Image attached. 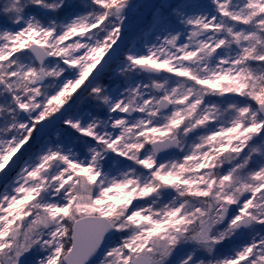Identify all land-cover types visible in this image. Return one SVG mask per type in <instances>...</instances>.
I'll return each instance as SVG.
<instances>
[{
	"label": "snow or ice",
	"instance_id": "snow-or-ice-1",
	"mask_svg": "<svg viewBox=\"0 0 264 264\" xmlns=\"http://www.w3.org/2000/svg\"><path fill=\"white\" fill-rule=\"evenodd\" d=\"M0 264H264V0H0Z\"/></svg>",
	"mask_w": 264,
	"mask_h": 264
}]
</instances>
